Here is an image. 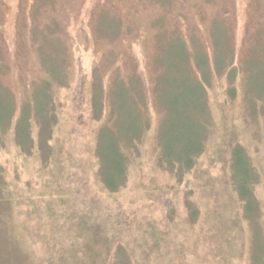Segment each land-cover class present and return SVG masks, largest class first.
Instances as JSON below:
<instances>
[{
	"label": "rangeland",
	"instance_id": "1",
	"mask_svg": "<svg viewBox=\"0 0 264 264\" xmlns=\"http://www.w3.org/2000/svg\"><path fill=\"white\" fill-rule=\"evenodd\" d=\"M0 264H264V0H0Z\"/></svg>",
	"mask_w": 264,
	"mask_h": 264
},
{
	"label": "trees",
	"instance_id": "2",
	"mask_svg": "<svg viewBox=\"0 0 264 264\" xmlns=\"http://www.w3.org/2000/svg\"><path fill=\"white\" fill-rule=\"evenodd\" d=\"M202 94L203 93L200 94L199 101L195 103L193 106H191L190 108L191 110L193 108H196L198 111V113L194 112L193 114V115L197 114L195 121H193L194 125L197 127L199 125L198 122L200 119V115L205 110V106H204L205 101L203 100L204 98ZM202 135H203V132L200 133L198 137V140L200 141L197 142V145L195 148L187 150V151L183 149L182 154H180L179 156H177L178 154H176L177 157L175 156L176 157L175 162L178 166V170H185L193 166L195 159H196V155L201 153L203 150ZM167 137L168 135L163 134L162 139L164 138L166 139ZM114 153L116 154L118 158L117 165H116V167H118V171H117V174L115 175L118 181L120 177H123V172H124V168L126 164H125L124 154H122L119 151L116 145H115ZM99 160L101 164L100 169H102L104 173L101 175V178L105 186L113 190L116 189L118 186L122 184V182L114 183L113 181H116V180H112L107 173L109 170H112V168L108 169V165L111 164L110 157L104 155L103 153L101 156H99ZM231 163H232L234 186H235L237 194L239 195L241 200L244 202L246 210H247L246 212L248 214L253 210V207L255 204L254 203L255 200L253 199V196H254L253 189L257 181V175H256V172L253 166H251L249 160L247 159V156L244 153V149L241 148L240 146H237L233 149ZM114 164H116L115 161H114Z\"/></svg>",
	"mask_w": 264,
	"mask_h": 264
}]
</instances>
